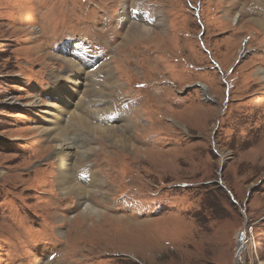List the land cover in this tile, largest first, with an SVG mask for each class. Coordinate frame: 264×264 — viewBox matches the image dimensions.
Returning <instances> with one entry per match:
<instances>
[{
  "label": "rangeland",
  "instance_id": "374dc122",
  "mask_svg": "<svg viewBox=\"0 0 264 264\" xmlns=\"http://www.w3.org/2000/svg\"><path fill=\"white\" fill-rule=\"evenodd\" d=\"M80 41L107 92L86 118L134 149L81 130L93 152L59 174L51 73ZM66 174L103 186L100 215ZM241 232L264 264V0H0V264H238Z\"/></svg>",
  "mask_w": 264,
  "mask_h": 264
},
{
  "label": "bare ground",
  "instance_id": "6f19581e",
  "mask_svg": "<svg viewBox=\"0 0 264 264\" xmlns=\"http://www.w3.org/2000/svg\"><path fill=\"white\" fill-rule=\"evenodd\" d=\"M107 29H109V27ZM138 29V32L141 34L149 33L145 27H143L142 29L138 27ZM127 34L129 35V33ZM62 48L63 53H60V59L57 57L56 59L63 63L62 65H64L65 70L63 74H60V72L57 71L51 73L52 77L49 89L52 95V105L48 108L47 112V116L49 117L48 129L44 130V132L48 134V137L52 138L53 156H55V158L61 164L60 168H57L59 174H61L60 170H64L69 173L68 167L71 164L76 168L79 167L83 161L85 162L89 154L93 152V148H90L89 146L85 147L84 144L80 142V138L78 135L79 133L77 134V132H80L81 130H94L101 136L109 137L112 142L120 144L121 147L130 146L131 150L134 149L131 144L132 140H130L129 138H121L117 136L120 139L113 140L115 138H113L111 133L115 130L110 124L117 122L121 118L116 113H112V111L101 113L94 120V122L91 119L86 118L88 114H90V112H88L89 106L87 107V105L91 102V99L97 94L100 95L101 93H107L104 91L106 89L98 88V82H91L96 71V74H99L101 71V67H99L97 60L89 54L80 52L77 48L67 47L66 45ZM105 75L107 80L109 81L108 83L112 82L111 74L108 73ZM204 92H206L205 89ZM100 100L101 98L99 99V103ZM29 104L32 105L33 103L30 102ZM69 117H71L69 122L67 120L65 121V119ZM122 126L126 128L125 123ZM68 131H71L72 135L68 134ZM70 139H72L73 141L74 139H78L76 143L77 145L73 146ZM73 144L75 143L73 142ZM72 148H75L74 153ZM70 152H72L73 154ZM67 177L68 175L66 174V177L62 175L59 179L58 186L62 194L65 195L68 193H73L78 199V202L80 204L79 206L83 208V212L90 211L92 213H95L96 215H100V211L93 206V203L89 202L90 199L86 200V197L89 198V196L94 192L93 189L97 186H103L101 184H97L98 181H96L95 179L91 180V178L89 177L88 181H84L86 185H89V188L84 189L81 186L76 185L75 183H71L72 179L70 180L69 177ZM106 191H108V189H106L105 192ZM88 215L90 214L88 213ZM125 234H128L127 231ZM244 239L246 238L244 237ZM245 244H247L245 240L244 242L239 241L237 247L238 254L246 250Z\"/></svg>",
  "mask_w": 264,
  "mask_h": 264
},
{
  "label": "clouds",
  "instance_id": "9594fccd",
  "mask_svg": "<svg viewBox=\"0 0 264 264\" xmlns=\"http://www.w3.org/2000/svg\"><path fill=\"white\" fill-rule=\"evenodd\" d=\"M244 223H245V222H244ZM244 237H245V232H241V233L238 235L237 246H238V242H239V241H240V242H243V240H245ZM247 240H248V239H247ZM245 242H246V240H245ZM237 246H236V247H237ZM238 256H239V254L237 253V261H238V263H239V261H240L241 258H239Z\"/></svg>",
  "mask_w": 264,
  "mask_h": 264
},
{
  "label": "water",
  "instance_id": "95a60500",
  "mask_svg": "<svg viewBox=\"0 0 264 264\" xmlns=\"http://www.w3.org/2000/svg\"><path fill=\"white\" fill-rule=\"evenodd\" d=\"M238 247V246H237ZM238 262V261H237ZM239 264V263H238Z\"/></svg>",
  "mask_w": 264,
  "mask_h": 264
}]
</instances>
